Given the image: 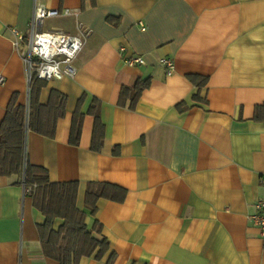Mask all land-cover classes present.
Instances as JSON below:
<instances>
[{
  "label": "crops",
  "instance_id": "obj_1",
  "mask_svg": "<svg viewBox=\"0 0 264 264\" xmlns=\"http://www.w3.org/2000/svg\"><path fill=\"white\" fill-rule=\"evenodd\" d=\"M35 5L70 9L51 29L80 34L84 44L75 76L40 91L42 104L52 89L65 94V112L53 137L26 131L27 162L44 167L51 182L77 181L80 210L88 182L124 191L121 200L99 198L94 214L85 210L87 228L99 223L109 249L79 264H264L248 218L264 198V0H0V122L12 95L28 107L12 29L28 32ZM130 55L145 64L126 65ZM161 58L173 61L171 74ZM145 79L133 106L130 93L120 102L122 87ZM91 106L103 124L100 151L90 148ZM43 222L22 175L0 176V264H59L42 254Z\"/></svg>",
  "mask_w": 264,
  "mask_h": 264
},
{
  "label": "trees",
  "instance_id": "obj_2",
  "mask_svg": "<svg viewBox=\"0 0 264 264\" xmlns=\"http://www.w3.org/2000/svg\"><path fill=\"white\" fill-rule=\"evenodd\" d=\"M196 84L199 77L189 76ZM149 84V80H138L131 88L122 87L120 102L125 94L130 93V106H133L142 90ZM46 85L45 80L32 77L29 87L28 107L17 104L15 94L12 95L5 115L0 122V176L22 175V183L29 188L28 194L32 204L43 216L44 222L37 225L42 254L59 264H79L82 257H89L95 253L100 259L109 249L108 240L100 235V224L88 229L84 218L87 210L90 214L96 211L99 198L121 200L120 196L112 194L110 189H117L106 184L88 182L84 194V209L76 206L77 181L51 182L44 167L31 165L27 162L24 147L27 130L42 136L53 137L58 118L64 117L67 97L62 92L52 89L45 104L39 102L41 89ZM82 97L77 102L72 115L69 133V143L77 145L80 138L83 113L80 112ZM94 106L90 112L94 115V125L91 139V150L100 151L104 130L103 124ZM259 106L256 107V113ZM257 118V116H256ZM56 218L62 220L54 229ZM111 254L108 263L113 260Z\"/></svg>",
  "mask_w": 264,
  "mask_h": 264
},
{
  "label": "built area",
  "instance_id": "obj_3",
  "mask_svg": "<svg viewBox=\"0 0 264 264\" xmlns=\"http://www.w3.org/2000/svg\"><path fill=\"white\" fill-rule=\"evenodd\" d=\"M71 12L67 8L59 11L58 9L35 5L28 32L23 33L21 30L12 29L13 45L22 56L28 71V89L33 76L45 81L61 79L65 76H75L76 69L72 65V61L83 47L84 38L82 35L65 34L57 30H38L45 19L60 14L68 15ZM140 25L143 29V24L140 23ZM23 45L25 46L24 49ZM119 50L123 52L125 48L120 47ZM159 62L165 68L167 74L173 72L174 64L171 59L161 58ZM123 63L128 66H137L145 64V60L141 55H130L123 58ZM2 80V77H0V83ZM24 191L28 193L30 189L24 187ZM254 206L255 212L249 215L248 218L257 227L259 237L264 245V198L256 201Z\"/></svg>",
  "mask_w": 264,
  "mask_h": 264
},
{
  "label": "rangeland",
  "instance_id": "obj_4",
  "mask_svg": "<svg viewBox=\"0 0 264 264\" xmlns=\"http://www.w3.org/2000/svg\"><path fill=\"white\" fill-rule=\"evenodd\" d=\"M59 23H60V20L57 17H52V18L45 19L42 23V26H43V29H47L50 31L55 29V30L60 32V29H57L58 28L57 25H59ZM53 25L56 26L57 28L51 29V26H53ZM22 47H23V49L25 48L24 45ZM27 73H28V71H27ZM26 82H27V79H26Z\"/></svg>",
  "mask_w": 264,
  "mask_h": 264
}]
</instances>
